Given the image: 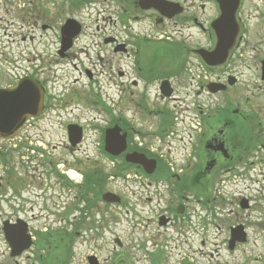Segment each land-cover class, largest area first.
I'll return each mask as SVG.
<instances>
[{
  "label": "flooded vegetation",
  "instance_id": "obj_1",
  "mask_svg": "<svg viewBox=\"0 0 264 264\" xmlns=\"http://www.w3.org/2000/svg\"><path fill=\"white\" fill-rule=\"evenodd\" d=\"M19 85L40 106L0 144V264H72L56 224L102 253L105 192L129 240L84 264H264V0H0V94ZM113 128L160 138L127 141L154 165L106 178ZM59 132L74 166L42 143Z\"/></svg>",
  "mask_w": 264,
  "mask_h": 264
},
{
  "label": "rangeland",
  "instance_id": "obj_2",
  "mask_svg": "<svg viewBox=\"0 0 264 264\" xmlns=\"http://www.w3.org/2000/svg\"><path fill=\"white\" fill-rule=\"evenodd\" d=\"M76 114H78V113H76ZM187 114H185V115H187ZM127 115L128 114H126V116ZM185 115H183V114L178 115L177 118L179 120L184 119ZM123 117H124V115L122 116V118ZM123 122H124V120H123ZM188 122H189L188 119H184L183 125L185 127H187L186 124ZM177 128H179V127H177ZM147 130H151V129H147ZM91 137L92 136L89 133L88 136H87V140L85 142V145L79 151L80 154H81L82 151L86 150L85 146H86V144L90 143ZM19 138L20 137H14L12 140L16 141ZM146 138H148V140H150L148 145H158L157 142H155L153 137L146 136ZM62 141H63L62 132L61 133L59 132V133H54V134H50V135L46 136L42 143L49 146L48 149L52 150L54 158L61 165H64L65 167H68V165H72V166L76 165L75 159H76V157L78 155V152L74 151L71 154V151L68 148L64 147V145H62L63 144ZM172 145L175 146L174 143H172ZM52 146H56V149L50 148ZM156 148L158 149V147H156ZM86 153H87V150H86ZM88 154L92 155L90 151L88 152ZM70 171L73 173V175H75L74 174V170L71 169ZM103 171H104V175H105L106 178L108 177L109 174L114 172L110 162L107 161V160H105L104 163H103ZM113 185L114 184L111 183L110 181L104 180L102 188H104V191H107L108 189H112ZM33 191H35V190H33ZM29 192L31 193V190H29ZM31 194H33V193H31ZM127 200L130 201V198H128ZM47 206L50 207L49 202L47 203ZM112 210H113V208L106 207L104 209V216L103 217L102 216H98V218L101 219L100 222H99V224L101 226V229H102L100 234L103 236V239H104V250H103L102 253L100 251H96V244L91 239H90V242L89 241L87 242L85 240H82L81 238L80 239L79 238H74L73 231L69 227H66L63 224H56L54 227H52V232H49V233H51L52 237H56L58 239V235H56V233L58 231H62V234H61L62 239L65 242L67 241L66 244L68 246L69 252H70L71 255L74 256L72 264H84L83 260H84L85 256L87 254L90 255L91 253H94V255H100L99 256L100 258H101V256H106L107 253L112 248L111 241L114 238V236L119 237L123 241L126 240V239L129 240V231L130 230L128 229V225H126L127 221L124 220L125 216L122 214V212L120 214L116 215V224L119 225V227H116L113 224L114 222L112 221V218H113ZM46 216L48 217L47 214H43V216L39 220V222L38 223L35 222L33 224L34 227L41 228L43 234L46 232L45 231L46 226L44 225L45 222H46L45 221V217ZM60 216H61V214H59V216L56 217V218H59ZM68 217H69V219L71 218L70 215ZM76 217L78 218L79 215H77ZM49 219L52 220V221L54 220V218H49ZM86 219H87V217H85L84 220L86 221L88 226L91 225L90 221L89 220L87 221ZM85 228L86 227H83L82 230L84 231ZM78 230H80V228H78ZM88 231H89V229L86 228L87 234H89ZM128 244L126 245V243H125L126 246L123 249V251L125 252V255H127V256H129ZM2 251H3V245L0 242V256L2 254ZM62 254H64V253L62 252L61 255ZM123 261L127 264V260L123 259Z\"/></svg>",
  "mask_w": 264,
  "mask_h": 264
},
{
  "label": "water",
  "instance_id": "obj_3",
  "mask_svg": "<svg viewBox=\"0 0 264 264\" xmlns=\"http://www.w3.org/2000/svg\"><path fill=\"white\" fill-rule=\"evenodd\" d=\"M21 99L19 98V101ZM19 107H23L25 110L21 111L19 110ZM28 112H31L29 110H27V104L26 103H18V93L17 91H15L13 93V98L9 100L6 110L3 113V115L0 118V129H4L7 131V133L4 134V136L10 135L11 132L16 129L23 121V115H26ZM119 144L120 142H114L110 141L109 139L106 140V150L112 154H118L119 152H121L123 149H121V151H117L116 153H113V146L115 144ZM121 143L124 146V137H122L121 139ZM109 147L110 149L108 150ZM126 161L128 162H138L141 165H145L146 162H142V159L137 157V156H128L126 158Z\"/></svg>",
  "mask_w": 264,
  "mask_h": 264
}]
</instances>
